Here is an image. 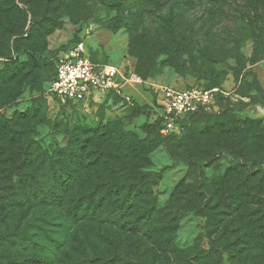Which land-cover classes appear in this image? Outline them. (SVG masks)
Masks as SVG:
<instances>
[{
	"label": "rangeland",
	"instance_id": "1",
	"mask_svg": "<svg viewBox=\"0 0 264 264\" xmlns=\"http://www.w3.org/2000/svg\"><path fill=\"white\" fill-rule=\"evenodd\" d=\"M206 4L207 0H169L163 16L172 9L173 27L171 32H158L163 24L158 7L141 14L135 0H124L122 10L114 0H0V196L20 193V180L42 176L45 151L71 146L85 163L96 164L100 161L94 142H102L91 136L124 130L150 150L145 172L160 175L156 192L161 205L176 196L178 188L202 187L209 195L214 193H209L210 185L218 182L219 205L212 210L218 217L216 229L208 225L206 230L208 217H187L179 235L182 241L202 227L204 249L209 250L214 229L222 242L235 243L241 251L242 259L232 264H264V131L257 125L264 127V47L257 48L243 37L248 33L237 32L238 27L227 22L218 38L203 32ZM220 7L224 16L248 12L235 0H221ZM240 34L246 41L239 44L233 40ZM76 42L93 62L114 67L126 78L127 98L101 96L62 106L50 96L53 59L60 48ZM207 49L218 55L240 50L237 68L225 71L219 60L202 53ZM160 86L179 91L220 86L225 94L194 117L184 133L172 137L157 122L155 92ZM136 107L143 108V115L136 116ZM237 130L247 132L235 135ZM85 139L83 151L77 140ZM103 148L115 152L107 144ZM239 166L247 169L240 173ZM247 172L250 189L235 187ZM85 176L99 180L93 169ZM243 196L253 214L248 230L233 206ZM36 216L49 220L63 214L36 209L30 220ZM11 230L2 227L0 232ZM221 264H228L223 257Z\"/></svg>",
	"mask_w": 264,
	"mask_h": 264
},
{
	"label": "trees",
	"instance_id": "2",
	"mask_svg": "<svg viewBox=\"0 0 264 264\" xmlns=\"http://www.w3.org/2000/svg\"><path fill=\"white\" fill-rule=\"evenodd\" d=\"M114 1L119 2L122 10L124 0ZM135 1L141 14H147L152 8L158 7L163 21L161 31L158 32H171L169 28L173 27L174 22L172 9L168 15L163 16L169 0ZM235 1L242 2L248 12L239 16H224L221 14V0H207L203 32H210L218 38V32H223L224 22L231 23L238 27L237 32L248 33L243 37L252 39L257 48H263L264 0ZM243 37L240 34L233 41L243 43L246 41ZM80 43L63 46L58 55ZM202 53L219 60L226 67L225 71H231L237 68L235 56L242 52L232 50L218 55L207 49ZM256 53L260 52L257 50ZM58 55L53 59L51 82L55 77ZM231 55L234 58H230ZM213 88L222 89L220 86L203 89ZM109 96L123 99L113 93ZM69 105L72 104L62 106ZM135 110L136 116L143 115V108L136 107ZM204 110L202 108L182 120L179 134L167 135L177 137L184 133L194 117ZM157 122L162 131L163 119L157 116ZM257 125L259 131H264V127L259 123ZM246 132L237 130L234 134L243 135ZM91 138H99L102 142H94V154L98 155L99 163H85L84 156L71 150V146L66 150L50 149L41 154L42 176L34 174L29 179L20 180V193L0 196V230L2 227L12 228L11 231L0 232V264H221L222 257L228 264H232L231 261L242 259L237 245L222 242L214 229L211 230L209 250L204 249L201 236L205 228L203 230L200 227L196 236L190 235L189 241L179 238L184 228L183 221L187 217H208L206 230L208 225L215 226L218 217L214 214L220 200L217 199V181L210 185L212 191L209 193L213 194L208 195L202 187L194 190L193 185H188L185 189H177L180 196L176 197V194L161 205L156 192L160 175L145 172L150 153L145 143L138 142L124 130L119 133H96ZM87 139L77 140L78 147L83 151ZM106 144L115 152L105 150L103 145ZM126 144L124 148L122 145ZM200 153L196 146L195 155ZM238 155L242 156L241 150ZM242 163L247 166L249 161L243 158ZM97 166L102 169L98 171L99 168L95 169ZM92 169L99 172L98 182L85 176ZM244 169L247 167L239 166L238 172L242 173ZM244 176L243 180L235 183V187L249 190L250 175L247 172ZM247 199L243 196L233 201V206L240 212V221L246 224V230L247 222L253 216ZM225 207L230 209L231 205ZM36 209L58 212L63 217L51 216L46 220L36 216L30 220V215ZM40 220L45 224H38ZM224 246L225 250L222 251ZM248 250L246 248L244 254Z\"/></svg>",
	"mask_w": 264,
	"mask_h": 264
},
{
	"label": "built area",
	"instance_id": "3",
	"mask_svg": "<svg viewBox=\"0 0 264 264\" xmlns=\"http://www.w3.org/2000/svg\"><path fill=\"white\" fill-rule=\"evenodd\" d=\"M125 86L126 78L116 68L93 62L80 43L58 55L49 93L59 105H68L95 101L112 93L127 98ZM218 94L225 92L220 88L179 91L169 86L158 87L154 108L163 119L162 132L179 134L180 122L202 108H210Z\"/></svg>",
	"mask_w": 264,
	"mask_h": 264
}]
</instances>
